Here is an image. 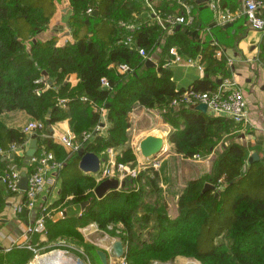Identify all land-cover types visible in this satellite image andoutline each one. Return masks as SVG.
<instances>
[{
	"label": "trees",
	"instance_id": "trees-1",
	"mask_svg": "<svg viewBox=\"0 0 264 264\" xmlns=\"http://www.w3.org/2000/svg\"><path fill=\"white\" fill-rule=\"evenodd\" d=\"M141 2L67 0L70 38L60 45L63 35L57 32L44 42L34 39L52 25L57 13L55 0H0V115L23 111L43 124L41 132L34 133V155L45 150L62 163L58 198L45 211L50 214L52 208L67 207L71 212L55 221L46 217L43 235L48 243L65 238L83 242L80 228L93 223L121 242L125 264H165L176 256L199 264H264V165L258 161L249 164V149L235 142L241 125L224 117H208L195 111L196 105L170 106L187 91L216 92L219 80L231 76L226 59L217 57L222 47L214 42L198 45L179 32L167 36L166 51L178 47L188 58L198 57L203 64L201 79L177 89L167 68L168 60L146 68L145 60L137 56V50L143 49L149 58L165 34L150 15L147 20L151 23L126 29L133 16L143 11ZM168 3L175 4L167 0L156 9L161 19L174 14ZM87 9L91 12L86 13ZM94 10L96 16L92 15ZM127 37L130 44L125 43ZM25 43L29 44L26 50ZM258 61L264 67V33ZM120 65H126L128 71L119 73ZM41 72L46 73L52 86L38 82ZM71 74L77 79L73 87L65 82ZM101 79L107 87L100 84ZM135 106L157 111L171 126L167 142L182 158L206 156L219 144L224 146L213 174L188 181L179 192L173 219L166 214L164 204L149 207L145 202L150 194L162 192L152 169L140 171L127 187L96 199L92 193L97 185L95 176H83L75 166V156L71 166L63 168L66 154L47 136L51 126L66 120L76 141H81L83 132L92 134L91 140L83 144L84 152L105 160L106 151L112 150L116 163H134L127 131L128 115ZM101 108L106 110L104 136L94 131L100 125ZM224 139L230 140L227 146ZM26 142L22 130L6 128L0 121V152L5 157L13 156L14 168L29 174L32 164L25 166L22 157L11 151ZM5 163L0 162V175L7 169ZM66 169L71 170L68 178L63 176ZM204 184L213 185L215 191L201 192ZM5 205L0 190V212ZM31 255V251L24 253L21 249L0 252V264H25Z\"/></svg>",
	"mask_w": 264,
	"mask_h": 264
},
{
	"label": "crops",
	"instance_id": "crops-1",
	"mask_svg": "<svg viewBox=\"0 0 264 264\" xmlns=\"http://www.w3.org/2000/svg\"><path fill=\"white\" fill-rule=\"evenodd\" d=\"M165 2H167V0H142L141 6L143 11L137 16H133V21L129 25L131 26V30L135 29V27L140 24L151 23L147 20L149 18H147V16H149L150 13L146 7V3L155 11L156 9L158 11ZM174 2V5L168 3L173 13L175 15L188 13L191 17V23L188 25H178V30H175L176 25L172 32H165L164 36L159 40L158 44L149 55V60L152 61L155 66L159 60H168L167 68L171 72V79L176 88L185 89L192 82L203 77V69L199 71L195 66L187 65L183 60L179 63H171V55L164 49L166 37L171 36L173 32H179L191 42L197 43L198 45H205L209 42L220 44L224 50V58L230 59L232 61V66L230 67L231 76L222 82L219 80V84L227 81L235 83L242 90L247 104L248 124L235 142L249 149L248 157L256 153L258 162L264 165V67L262 63L258 61L259 46L263 33L251 29L242 16L231 22H226L223 19L226 14L234 16L240 10L241 5L235 0H191V2L190 0H187V2L185 0H174ZM55 3L57 6V13L54 16L52 25L35 36L34 39L38 42L49 40L52 35H57L54 34L56 32L63 35V38L59 41L60 45L70 38V35L65 36L67 32L66 22L71 15L67 0H55ZM28 47L29 44H26L24 46L25 50L28 49ZM171 48L182 59L188 58L178 47ZM195 59L200 63L198 57ZM201 66L203 67V64H201ZM65 82L69 83L71 87L75 86L77 83L76 76L74 74L66 76ZM45 86L47 87L46 84ZM91 110L96 112L93 106H91ZM147 114H153V117L149 118L148 124L137 123L141 115L146 116ZM99 115L101 119L100 124L103 125V127L99 126V135L104 136L107 127L105 124L106 110L99 111ZM205 115L214 117L207 111ZM128 118L130 123V128L127 131L129 137L128 146L132 150L135 158L134 163H129L128 166L132 169H137V173H139L147 169L143 168L142 159L137 150L139 142L147 135L141 134L150 131V133L160 132V135L163 136L169 133L172 128L161 119L157 111H147L139 106H135L132 109ZM0 121L6 128L21 131L22 128L32 120L23 111H12L0 115ZM68 130V123L66 120H63L51 126L47 131V136L51 142L59 146L66 154L63 168H66L67 165L71 166L72 158L75 156L73 154L71 155L69 151L64 149L60 144V134ZM243 132L244 134L242 135ZM224 140V145L227 146L230 140ZM239 141L246 142V144ZM28 143L24 145V150L27 149ZM223 150L224 146L219 144L213 152L206 156H199L196 159L193 157L185 159L177 155L174 152L173 146L167 142L165 145V154L159 159L156 166L148 167V169H152L157 175L156 183L162 192L159 194H150L145 199L147 206L152 207L164 204L166 214L169 218L173 219L176 216V200L184 185L188 181L193 180V178L198 179L205 175L213 174L217 158L222 154ZM108 156L110 160H113L115 153L112 151L110 155H107L105 160L98 158L101 166L108 160ZM5 161V167L7 169L14 168L10 156L5 157V155L0 152V162ZM75 162V166L77 167L78 160L75 159ZM58 174L54 177V183L50 186L47 185L45 190L40 194L35 209L27 210L21 208L20 212L16 214L11 211V207L15 205L21 207L23 193L20 191L17 194L8 195L0 182V190L6 202L5 207L0 212V220L5 221L0 222L1 248L6 249L14 242L24 241L25 226L31 224L36 219L39 207H49L57 200L59 193L58 188L60 185ZM65 178H68V176ZM66 213L67 215L71 213L67 207L63 209L58 207L52 208L50 210L51 217H48V220L55 221L63 219ZM80 232L82 236L86 238L87 242L91 243L94 249V256L92 257L94 263L100 264L96 251H101L106 255L107 264L121 263L120 260L113 258L110 251L111 243L117 239L99 230L93 223L86 224L80 228ZM97 233L102 234V236L93 237V235ZM26 242L31 246L39 243L41 245L43 243H48L43 234L26 236ZM1 253L4 252L1 251ZM193 261L192 259L182 256H176L169 263L165 264H195Z\"/></svg>",
	"mask_w": 264,
	"mask_h": 264
},
{
	"label": "built area",
	"instance_id": "built-area-1",
	"mask_svg": "<svg viewBox=\"0 0 264 264\" xmlns=\"http://www.w3.org/2000/svg\"><path fill=\"white\" fill-rule=\"evenodd\" d=\"M146 7L158 25L165 32H171L176 25H188L191 23V17L188 13L180 15H171L168 14L164 16V19H161L159 14L154 11V9L146 3ZM91 10L87 9L86 13H90ZM243 17L247 25L259 33H264V0H243L240 10L236 15L232 16L226 14L223 18L226 22L233 21L238 17ZM126 29L131 30V26H125ZM67 35H70V31L66 29ZM130 37H127L125 40L126 44H130ZM216 44V43H214ZM168 54L171 55V63H179L182 60L190 66H195L197 70L202 71L203 67L196 59L186 58L182 59L176 52L171 48L168 50ZM137 56L146 60L149 59L146 52L143 49L137 50ZM217 57H224V50L219 48L217 52ZM227 67L232 66V61L226 58ZM119 73H124L128 71L126 65H120L117 67ZM100 84L103 87H107V83L104 79L100 80ZM83 102L89 103L86 98H82ZM64 101L60 100L59 105L63 106ZM205 104L206 111L209 112L214 117H224L232 120L234 123L245 127L248 124V112L247 104L242 90L233 82L227 81L220 84V87L216 92L213 93H193L190 91L184 92L178 100H173L170 104L172 108L177 107L178 105H197ZM101 108L99 111H103ZM99 126L94 128V131H99ZM43 129V124L39 121H30L23 128L22 132L27 137L26 144L30 141V136L35 132ZM43 137V134L41 135ZM60 144L61 146L68 150L69 153L75 155L79 149H83V144L91 140L92 134L90 132H83L81 134V141H76L74 135L68 130L60 134ZM25 144V145H26ZM21 148L24 149V146ZM11 151L16 155L20 152V148H11ZM112 151L107 150V155H110ZM199 156L195 155L193 158H198ZM29 164H32L33 170L27 174V183L26 189L23 191V201L20 206H12L11 211L13 213H19L21 208L32 210L35 209L36 203L40 194L45 190L47 185H52L54 183V177L57 176L60 169L62 168V163L56 161L51 153L41 150L36 156L33 155L30 158ZM155 163L143 164V168L155 167ZM137 169H132L128 164L116 163L113 160H108L100 164L99 172L95 175L96 183L105 180V179H116L118 182L123 180H128L137 175ZM20 171L15 168L6 169L0 175V182L4 187L6 193L13 195L20 192L18 189L19 175ZM49 216V213L45 211V207H39L37 212L36 219L31 223L25 226L24 230V241L14 242L8 248L3 249V252H9L11 249H25L28 251H34L29 243L26 242V236H32L35 234L44 233V220ZM120 264H125L123 259H120Z\"/></svg>",
	"mask_w": 264,
	"mask_h": 264
},
{
	"label": "water",
	"instance_id": "water-1",
	"mask_svg": "<svg viewBox=\"0 0 264 264\" xmlns=\"http://www.w3.org/2000/svg\"><path fill=\"white\" fill-rule=\"evenodd\" d=\"M93 16L97 15V11L94 10L92 12ZM179 26L177 25L175 27V30H178ZM39 33V32H38ZM65 36L67 34L65 33ZM32 43H35V40H31ZM144 66L146 68H153L155 67V64L150 61L149 59H146L144 61ZM39 81H45V84L50 87L52 86L51 81L48 79L45 72H41V77L38 80ZM195 111H198L202 114L206 113V105L205 104H197L194 107ZM100 127H103L102 124L99 125ZM167 137L168 133L158 137L156 135H147L144 137L138 144L137 150L138 154L142 159L143 164L148 163H157L159 159L165 154V145L167 143ZM36 150V138L35 134H32L30 136V141L28 143L27 149L20 148V152L18 153V156L22 157V162L25 166L29 165L30 158L35 154ZM76 159L78 160L77 163V169L82 173L83 176H95L99 172L100 167V160L96 155L89 152H84L83 149H79L75 154ZM13 156H10V159H12ZM254 161H258V156L256 153H253L248 159V163L252 164ZM20 178L18 182V189L23 192L26 189V183H27V174L25 171H20L19 173ZM130 184V180H123L121 182H118L116 179H105L101 182H99L94 189L92 190V193L96 199H101L104 197L108 192L117 190L119 188L127 187ZM205 191H215V187L210 184H204L201 192ZM218 194H216V197ZM86 203L80 204V210L84 208ZM0 222H5L0 220ZM3 251V248L0 247V252ZM110 251L114 259L120 260L124 257V248L122 247V244L120 241L116 240L113 241L110 245ZM96 255L99 259L100 264H107L106 263V255L101 251H96Z\"/></svg>",
	"mask_w": 264,
	"mask_h": 264
},
{
	"label": "rangeland",
	"instance_id": "rangeland-1",
	"mask_svg": "<svg viewBox=\"0 0 264 264\" xmlns=\"http://www.w3.org/2000/svg\"><path fill=\"white\" fill-rule=\"evenodd\" d=\"M215 1H217V0H215ZM242 1L243 0H236V2H238L240 5H242ZM26 44L27 43H25V45ZM146 116L141 115L140 118L137 120L138 121L137 123H140V124L144 123L145 124V123L149 122V118H152L153 114H147ZM244 129H245V127L241 126L240 130H239V133H241L242 130H244ZM146 134L147 135H151L150 131H148V132L146 131L144 134H141V135H146ZM243 134H244V132L242 133V135ZM239 142H242L243 144L244 143L246 144V142H243V141H239ZM70 172H71V170L66 169L64 174H63V176L66 177V176L70 175ZM194 179L195 178H193V180ZM48 217L49 218L51 217L50 214H49ZM78 233H81L80 230H79ZM101 236H102V234H100V233H97V234L93 235V237H101ZM83 240L88 244L87 246L84 244V241L83 242L82 241L79 242V241H77L75 239H69V238L61 239V240H58V241H53V242H50V243H43L42 245L40 243L37 244V245H32L31 247L34 249V251H31V254H32L31 258L28 259L25 262V264H31L35 260L36 257L46 256V255L51 254V253L56 252V251H59V252L63 253V255L66 258L71 259L76 264H96V263H94V259L92 258L94 256V254H93L94 249L91 246V243L90 242L88 243L86 238H84ZM17 250H19V249H17ZM21 250H23L24 253H26L25 249H21ZM23 255H25V254H23ZM123 262H124V259H123ZM193 262L195 264H199L196 261H193Z\"/></svg>",
	"mask_w": 264,
	"mask_h": 264
},
{
	"label": "bare ground",
	"instance_id": "bare-ground-1",
	"mask_svg": "<svg viewBox=\"0 0 264 264\" xmlns=\"http://www.w3.org/2000/svg\"><path fill=\"white\" fill-rule=\"evenodd\" d=\"M152 135H160V132L151 133ZM161 137V135L159 136ZM31 264H76L71 259L66 258L63 253L56 251L46 256L36 257Z\"/></svg>",
	"mask_w": 264,
	"mask_h": 264
}]
</instances>
